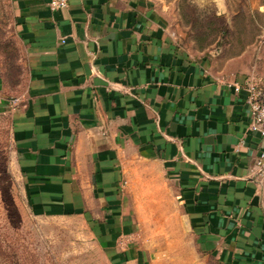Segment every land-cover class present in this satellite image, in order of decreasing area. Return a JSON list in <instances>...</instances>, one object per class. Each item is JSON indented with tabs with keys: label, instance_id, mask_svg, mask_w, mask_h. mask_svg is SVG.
Instances as JSON below:
<instances>
[{
	"label": "crops",
	"instance_id": "obj_1",
	"mask_svg": "<svg viewBox=\"0 0 264 264\" xmlns=\"http://www.w3.org/2000/svg\"><path fill=\"white\" fill-rule=\"evenodd\" d=\"M49 1L9 0L23 85L0 69L33 211L81 217L109 264H154L171 245L146 236L161 231L144 209L180 218L215 264H264V186L250 173L264 139L247 101L264 55L198 49L158 0Z\"/></svg>",
	"mask_w": 264,
	"mask_h": 264
},
{
	"label": "rangeland",
	"instance_id": "obj_2",
	"mask_svg": "<svg viewBox=\"0 0 264 264\" xmlns=\"http://www.w3.org/2000/svg\"><path fill=\"white\" fill-rule=\"evenodd\" d=\"M158 1L173 11L184 36L198 49L224 56L251 49L264 55V0ZM0 69L8 87L23 85L21 49L9 0H0ZM140 204L148 206L143 201ZM143 213L146 228L161 231L146 236L171 244L160 245L168 247L154 264H215L198 245H189L191 237L180 218L164 217L159 209H144ZM164 229L173 232L164 233ZM0 264H109L81 217L33 211L5 116H0Z\"/></svg>",
	"mask_w": 264,
	"mask_h": 264
},
{
	"label": "built area",
	"instance_id": "obj_3",
	"mask_svg": "<svg viewBox=\"0 0 264 264\" xmlns=\"http://www.w3.org/2000/svg\"><path fill=\"white\" fill-rule=\"evenodd\" d=\"M67 4L68 0L49 1V7L51 9L65 7ZM248 91L247 101L250 112L249 127L258 131L264 139V77L250 81L248 84ZM16 101L17 97H13L12 105H14ZM250 173L258 185L264 186V146L260 153L254 158Z\"/></svg>",
	"mask_w": 264,
	"mask_h": 264
}]
</instances>
